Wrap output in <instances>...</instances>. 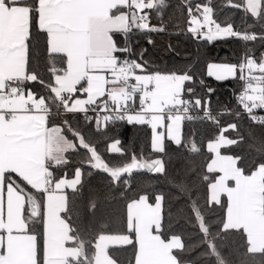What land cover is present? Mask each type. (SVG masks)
I'll return each instance as SVG.
<instances>
[{"label": "snow or ice", "instance_id": "obj_1", "mask_svg": "<svg viewBox=\"0 0 264 264\" xmlns=\"http://www.w3.org/2000/svg\"><path fill=\"white\" fill-rule=\"evenodd\" d=\"M101 4L106 10L105 25L110 26L93 24L86 14L87 9ZM169 7L167 0H0V158L10 161L8 167H0V257L8 247L9 232L21 231L36 239L32 264H102L101 256L121 264L114 253L137 245L135 225L146 218L150 236L168 246L172 264H185L183 257L190 254V249L185 251L189 246L181 234L171 231L173 220L178 222L185 213L200 237L191 247L200 250L197 259L203 264H247V257L264 256V250L251 251L242 227L227 226L231 195L218 189L217 198H211L220 169L210 168L216 155L243 158L222 154L225 148L246 144L264 155V51L256 55V48L264 45V0H223L219 5L214 0L203 4L179 0L166 21ZM228 8L240 14L239 26L231 15L218 18ZM176 12L180 13L179 23H186L187 33L194 38L207 43L225 38L244 42L236 63L209 64L207 71L218 82H239L240 90L234 89L232 97L236 105H220L214 111L211 96L215 89L202 79L197 81L190 71L177 74L151 66L143 59L146 49L134 53V34L166 31L167 23L176 22ZM153 18L159 25L151 23ZM77 37L79 47L74 49ZM109 38L111 47L106 44ZM93 41L106 67L88 66L94 58ZM147 42L154 43L150 36ZM135 55L139 59L133 58ZM94 77H103L102 91ZM197 87L205 88L207 95H200ZM79 114H83L82 120ZM225 116L231 117L226 125L222 123ZM196 121L211 123L218 130L206 142L210 155L201 176L206 198L188 182L196 171L191 161L182 169L169 170L182 154L203 152V137L198 143L197 132L191 127ZM93 122L95 132L89 127ZM122 125L148 126L150 152H138L134 142L125 146L118 134H109V129L115 131ZM227 132L235 136L230 138ZM105 141H111L106 144L107 152L122 154L125 160L118 164L107 161L100 148ZM41 142L46 151L36 159L38 174L33 181L28 178L33 167L18 153L22 147ZM70 153L79 157L78 164L107 174L111 187L104 199H119L118 209L102 211L97 195L84 203L80 166L70 179L66 173L59 174L72 162ZM135 172H146L156 180H146L142 188L134 189ZM160 178L171 191L155 188ZM230 182L229 188L235 185V180ZM41 184L43 187L38 186ZM49 195L63 198L53 220L57 231H66L63 248L68 250L53 260L44 255ZM14 200L20 202L23 227L9 230L4 225L13 218ZM134 205L136 215L131 211ZM204 207L223 209L224 214L209 219L215 213L206 216ZM234 232L244 236V250H236L239 262L226 251L228 234ZM123 237L128 243L115 242ZM0 264L6 261L0 259Z\"/></svg>", "mask_w": 264, "mask_h": 264}, {"label": "trees", "instance_id": "obj_2", "mask_svg": "<svg viewBox=\"0 0 264 264\" xmlns=\"http://www.w3.org/2000/svg\"><path fill=\"white\" fill-rule=\"evenodd\" d=\"M167 2L170 7L165 10L166 21L169 18V14L173 12L175 5L179 3V0H167ZM193 2L205 3L206 0H193ZM222 2L223 0H214V3L217 5ZM229 15L232 16L236 25L239 26L240 14L235 13L234 9H225L219 14L218 18L223 20ZM179 16L180 13L176 12V22L167 23L166 31L164 32L134 34L132 36V47L134 53L139 54L142 49H146L143 59L148 61L151 66L158 67L162 71H175L177 74L190 71L196 77L197 81L202 79L207 87L215 89V93L211 96L213 110H217L220 105L227 104L230 108L236 105L237 101L232 97L234 89L237 92L240 90L239 82L232 79L218 82L213 77H209L207 75V71L208 65L211 63H236L242 54L244 42L235 38H225L224 40L212 43L195 40L191 34L187 33V24L179 23ZM151 23L153 25H159L160 22L153 18ZM149 36L154 43L147 42ZM261 51H264V45H260L256 48V55L259 56ZM133 58L139 59V56L135 55ZM197 92L200 95H207L205 88L197 87ZM79 115L82 120L81 114ZM230 121L231 117L225 116L222 123L226 125ZM245 123H247V121ZM89 127H91L93 132H95L94 122L89 125ZM191 127L197 132L198 143L203 137V144L205 145L203 147V152L197 155H189L188 153L182 154L179 159L173 160V164L170 166L169 170L172 172L176 169H182L188 164V161H191L194 164L196 171L189 175L188 182L189 184L194 185L197 191L201 192L202 198H206V186L201 181V176L205 173V162L210 155L206 150V142L207 138L218 132V130L214 125L208 122L201 123L196 121L191 125ZM187 128L188 126L186 125V130ZM109 134L111 136H116L118 134V138L125 146L129 145L130 141L134 142L138 152L141 149H143L145 154L150 152V129L147 126L122 125L118 126L115 131L109 129ZM225 135L231 138L235 136V133L227 132ZM110 142L111 141H105V143L100 146L105 159L116 164L124 161L125 157L122 154H113L105 150L106 144ZM221 151L223 154L242 156L243 158L238 160V166L244 174H251L260 165H264V162L258 163V161H264V155L249 149L246 144L239 147L225 148ZM69 156L72 162L66 168L61 169L59 174L64 175L66 173L67 177L71 178L73 177L75 167L80 166L82 168L84 173V203H87V200L91 195H97L100 197V208L102 211L113 212L114 209H118L122 203L119 199L112 202L104 199V197L109 194L111 187L108 184L109 178L107 175L100 171L92 170L87 165L78 164L79 157L76 154L70 153ZM89 171L93 172L91 176L87 175ZM149 179L156 180V177H150L148 173H134L132 176L133 188L139 190L143 187L144 182ZM155 188L164 192L171 191L168 184L163 181V178H160L159 182L155 183ZM68 194L71 195V190H68ZM113 195H115V193H113ZM222 199L226 200V197ZM202 211L206 216H208L210 212L215 213L214 216H209V219H218L224 214V210L220 208L209 209L204 207ZM173 224L175 226L171 229V231L181 234L184 237V243L189 246V248H186V252L190 249V254L183 257L184 262L187 264H189V262H194V264H203L202 261L197 259L200 250L198 248L191 247L199 242L200 237L197 235L196 227L190 224V216L187 213L181 214L179 221L177 222L174 219ZM188 237L191 238L189 239ZM243 241L244 236L240 233L234 232L228 234V240L226 243L229 248L226 249V251H231V256L234 261L239 262V256L236 250L237 248H239L241 252L244 250L243 247H241ZM136 254L137 245L135 247H129L128 249L119 250L114 253V255H116L121 261V264H129L130 261L134 264ZM247 264H264V256L255 255L247 257Z\"/></svg>", "mask_w": 264, "mask_h": 264}, {"label": "crops", "instance_id": "obj_3", "mask_svg": "<svg viewBox=\"0 0 264 264\" xmlns=\"http://www.w3.org/2000/svg\"><path fill=\"white\" fill-rule=\"evenodd\" d=\"M86 14L91 23L96 25H105L106 10L101 4L98 7L86 10ZM80 38L73 40L72 47H79ZM106 44L111 47L110 38ZM92 52L94 53L93 62L89 67H106L107 64L102 54L96 48L95 42L92 43ZM213 64V63H211ZM224 64V63H214ZM83 65L81 66V71ZM97 81V87L102 91L103 77L93 78ZM215 147V146H213ZM46 151L45 145L41 142L39 145L22 147L18 153L20 159L29 163L33 171L29 179L35 180L38 174L34 165L39 156L43 157ZM223 154V153H222ZM10 161L7 157L0 158V167H8ZM212 170L220 169V175L215 179L212 188V199H216L217 190H226L231 195L232 211L229 214L227 226L229 228L242 227L247 233V238L251 242V251L258 252L264 250V165H260L253 173L246 175L238 166V160L233 156L216 155L210 164ZM72 178V177H71ZM70 179V178H69ZM235 180V185L228 187L230 181ZM231 183V182H230ZM43 187V185H38ZM70 190V189H69ZM68 191V190H67ZM62 197L49 195L47 198L49 219L45 226L44 233V255L46 260H53L57 257H63L68 250L63 248V240L66 238V231H57L54 227L53 213ZM132 214L136 215V206L132 208ZM12 220L4 225L11 230L12 228L21 229L23 224L20 222V202L14 200L12 207ZM150 221L141 218L135 227L137 228V254L134 264H172L173 258L170 255L168 246L164 245L158 239L149 234ZM117 243H128V238L117 239ZM8 247L4 253L3 259L6 264H32L37 242L32 236L17 231L7 237ZM102 264H112V261L106 257H100ZM187 264V263H185Z\"/></svg>", "mask_w": 264, "mask_h": 264}, {"label": "built area", "instance_id": "obj_4", "mask_svg": "<svg viewBox=\"0 0 264 264\" xmlns=\"http://www.w3.org/2000/svg\"><path fill=\"white\" fill-rule=\"evenodd\" d=\"M201 4H203V3H201ZM193 37V36H192ZM194 38V37H193ZM195 40H198V41H203L202 39H197V38H194ZM137 106H138V100H137ZM214 111H216V110H214ZM81 116H83V114H81ZM148 127V126H147Z\"/></svg>", "mask_w": 264, "mask_h": 264}, {"label": "water", "instance_id": "obj_5", "mask_svg": "<svg viewBox=\"0 0 264 264\" xmlns=\"http://www.w3.org/2000/svg\"><path fill=\"white\" fill-rule=\"evenodd\" d=\"M101 172V171H100ZM103 173V172H102ZM135 173H146V172H135ZM105 174V173H104ZM107 175V174H106ZM33 211H35L34 209H33Z\"/></svg>", "mask_w": 264, "mask_h": 264}]
</instances>
